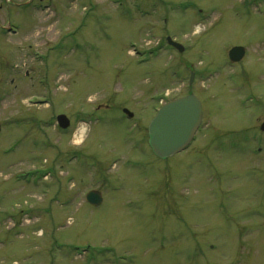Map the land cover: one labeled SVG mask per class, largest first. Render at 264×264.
Here are the masks:
<instances>
[{
    "label": "rangeland",
    "instance_id": "obj_1",
    "mask_svg": "<svg viewBox=\"0 0 264 264\" xmlns=\"http://www.w3.org/2000/svg\"><path fill=\"white\" fill-rule=\"evenodd\" d=\"M191 93L197 138L155 157ZM263 121L264 0H0V264H264Z\"/></svg>",
    "mask_w": 264,
    "mask_h": 264
},
{
    "label": "water",
    "instance_id": "obj_2",
    "mask_svg": "<svg viewBox=\"0 0 264 264\" xmlns=\"http://www.w3.org/2000/svg\"><path fill=\"white\" fill-rule=\"evenodd\" d=\"M167 42L182 51L181 44L167 37ZM245 54L241 46H234L229 50L228 58L231 62L240 61ZM124 112L131 117L126 109ZM201 122V105L198 98L189 94L166 102L157 111L147 128L148 144L154 155L160 159H166L182 151L192 140L196 129ZM60 127L68 126L65 115L57 116ZM1 129V126H0ZM264 132V121L260 125ZM85 200L91 205L97 206L102 202V196L98 191H88Z\"/></svg>",
    "mask_w": 264,
    "mask_h": 264
},
{
    "label": "clouds",
    "instance_id": "obj_3",
    "mask_svg": "<svg viewBox=\"0 0 264 264\" xmlns=\"http://www.w3.org/2000/svg\"><path fill=\"white\" fill-rule=\"evenodd\" d=\"M88 126L81 124L77 133L73 134V143L76 145L83 144L87 138Z\"/></svg>",
    "mask_w": 264,
    "mask_h": 264
},
{
    "label": "flooded vegetation",
    "instance_id": "obj_4",
    "mask_svg": "<svg viewBox=\"0 0 264 264\" xmlns=\"http://www.w3.org/2000/svg\"><path fill=\"white\" fill-rule=\"evenodd\" d=\"M192 72V71H191ZM190 72V73H191ZM194 73V72H193ZM195 75V74H194ZM194 78V77H193ZM248 99H249V102H250V105H251V112H252V91H249V94H248ZM201 107H202V103H201ZM202 111H203V107H202ZM202 123H203V115H202V121H201V125H200V128L199 129H201L202 128ZM70 124H71V122H70V119H69V121H68V127L65 129V130H63V131H66L67 129H69V127H70ZM199 129L196 131V134H195V137L194 138H197L196 136L198 135V133L200 132L199 131ZM251 130H252V128H250ZM224 138H226V137H224ZM251 139H252V136H251ZM222 141H224V139L222 140ZM252 142V141H251ZM252 144V143H251ZM191 145H189L188 147H187V149H189V147H190ZM221 147H222V149H224V142H222V145H221ZM186 149V150H187ZM252 149V148H251ZM72 154H73V159H75V157L77 156V152L76 151H73L72 152ZM77 158V157H76ZM91 191V190H90ZM97 191V190H96ZM99 192V191H98ZM100 193V192H99ZM86 194V193H85ZM85 194H84V199H85ZM101 196H102V194H101ZM102 202H103V197H102ZM101 202V203H102ZM65 205V204H64Z\"/></svg>",
    "mask_w": 264,
    "mask_h": 264
},
{
    "label": "bare ground",
    "instance_id": "obj_5",
    "mask_svg": "<svg viewBox=\"0 0 264 264\" xmlns=\"http://www.w3.org/2000/svg\"><path fill=\"white\" fill-rule=\"evenodd\" d=\"M192 145V144H191ZM190 148V147H189Z\"/></svg>",
    "mask_w": 264,
    "mask_h": 264
}]
</instances>
